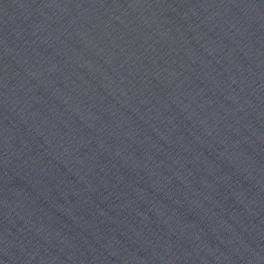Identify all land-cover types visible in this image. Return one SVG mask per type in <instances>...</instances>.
<instances>
[{"label":"water","instance_id":"1","mask_svg":"<svg viewBox=\"0 0 264 264\" xmlns=\"http://www.w3.org/2000/svg\"><path fill=\"white\" fill-rule=\"evenodd\" d=\"M0 264H264V0H0Z\"/></svg>","mask_w":264,"mask_h":264}]
</instances>
